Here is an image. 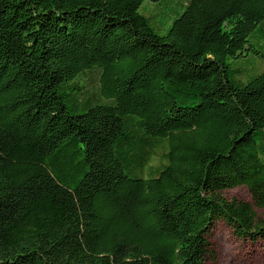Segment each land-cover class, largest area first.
I'll return each mask as SVG.
<instances>
[{"label": "trees", "instance_id": "trees-1", "mask_svg": "<svg viewBox=\"0 0 264 264\" xmlns=\"http://www.w3.org/2000/svg\"><path fill=\"white\" fill-rule=\"evenodd\" d=\"M254 208L264 0H0V264H217Z\"/></svg>", "mask_w": 264, "mask_h": 264}, {"label": "rangeland", "instance_id": "rangeland-1", "mask_svg": "<svg viewBox=\"0 0 264 264\" xmlns=\"http://www.w3.org/2000/svg\"><path fill=\"white\" fill-rule=\"evenodd\" d=\"M159 17L157 21L164 22ZM164 23L163 31L170 25ZM224 199H237L250 202V196L245 187H237L221 193ZM256 218L264 222V208H254ZM209 243L217 264H264V240L256 242L242 241L232 232L231 228L222 221L215 223L209 235Z\"/></svg>", "mask_w": 264, "mask_h": 264}]
</instances>
